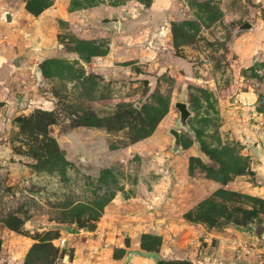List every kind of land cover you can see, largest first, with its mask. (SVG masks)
<instances>
[{
  "label": "rangeland",
  "instance_id": "rangeland-1",
  "mask_svg": "<svg viewBox=\"0 0 264 264\" xmlns=\"http://www.w3.org/2000/svg\"><path fill=\"white\" fill-rule=\"evenodd\" d=\"M26 1L39 15L54 0ZM66 7L90 10V20L46 26H56L58 51L38 64L36 94L0 112V264H55L67 251L60 227L93 228L116 195L154 191L161 206L169 194L182 220L264 229V44L254 48L256 33L236 37L264 16V0ZM177 101L192 112L188 128Z\"/></svg>",
  "mask_w": 264,
  "mask_h": 264
},
{
  "label": "crops",
  "instance_id": "crops-1",
  "mask_svg": "<svg viewBox=\"0 0 264 264\" xmlns=\"http://www.w3.org/2000/svg\"><path fill=\"white\" fill-rule=\"evenodd\" d=\"M70 1L54 0L49 8L34 15L27 9L26 0H0L2 114L6 110L18 111L20 105L36 94L38 64L58 51L56 26H46L63 17L90 20V10L67 11ZM156 9L155 5L149 8ZM251 33L257 34L254 48L264 44V16H257L251 28H245L236 37L242 40ZM258 167L257 177L263 178L264 163ZM153 192L149 199L143 196L122 199L116 195L93 228L76 224L60 227L61 236L67 237L64 248L67 251L59 255L55 264H159L162 259L189 260L194 264H264L262 225L208 226L182 220L180 216L185 211L181 210L180 202L174 204L173 198L165 194L164 205L158 206ZM260 192L264 195L263 190ZM144 235L160 236L159 248L143 247ZM30 246L22 251L24 256ZM13 258L16 264H24L25 259Z\"/></svg>",
  "mask_w": 264,
  "mask_h": 264
},
{
  "label": "water",
  "instance_id": "water-1",
  "mask_svg": "<svg viewBox=\"0 0 264 264\" xmlns=\"http://www.w3.org/2000/svg\"><path fill=\"white\" fill-rule=\"evenodd\" d=\"M244 28H251V23H245L243 25ZM175 106L178 108L180 112V118L178 120V124L184 128H188V118L192 115L191 110L188 107L187 102L185 101H177L175 103ZM169 133L173 137V142H172V152L173 153H178L183 150V143H182V138H181V132L179 129L176 127H171L169 129Z\"/></svg>",
  "mask_w": 264,
  "mask_h": 264
},
{
  "label": "trees",
  "instance_id": "trees-1",
  "mask_svg": "<svg viewBox=\"0 0 264 264\" xmlns=\"http://www.w3.org/2000/svg\"><path fill=\"white\" fill-rule=\"evenodd\" d=\"M28 4H29V2H28ZM263 15H264V13H263ZM191 219V218H190ZM223 224H221L220 226H222ZM146 237H158V236H154V235H144V237H143V247H146V248H153V249H158L159 247H151V246H147L146 244H145V238ZM160 237V236H159ZM161 238V237H160ZM160 244H161V242H160ZM160 246V245H159ZM24 264H29L28 262H27V259L24 261ZM159 264H194L193 262H191V261H189V260H170V261H167V260H164V259H162V260H160V262H159Z\"/></svg>",
  "mask_w": 264,
  "mask_h": 264
},
{
  "label": "built area",
  "instance_id": "built-area-1",
  "mask_svg": "<svg viewBox=\"0 0 264 264\" xmlns=\"http://www.w3.org/2000/svg\"><path fill=\"white\" fill-rule=\"evenodd\" d=\"M57 240V245L61 248H65L67 244V237L60 236Z\"/></svg>",
  "mask_w": 264,
  "mask_h": 264
}]
</instances>
